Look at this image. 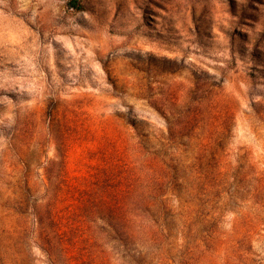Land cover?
Returning <instances> with one entry per match:
<instances>
[{"label":"rangeland","instance_id":"rangeland-1","mask_svg":"<svg viewBox=\"0 0 264 264\" xmlns=\"http://www.w3.org/2000/svg\"><path fill=\"white\" fill-rule=\"evenodd\" d=\"M77 1L0 0V264H52L36 211L59 128L85 137L72 174L138 133L166 177L158 239L99 220L73 264H264V0Z\"/></svg>","mask_w":264,"mask_h":264},{"label":"trees","instance_id":"trees-1","mask_svg":"<svg viewBox=\"0 0 264 264\" xmlns=\"http://www.w3.org/2000/svg\"><path fill=\"white\" fill-rule=\"evenodd\" d=\"M72 5L79 6L78 1L72 0ZM83 138L82 133L70 138L59 128L54 138L56 159L45 168L36 239L52 264H73L75 239L94 236L99 220L112 230L110 237L129 243L152 242L161 234L152 206L164 191L165 169L144 150L138 133L106 135L99 147L83 148L78 161L84 169L72 174L68 152L75 144L82 146ZM98 155L104 163L92 165Z\"/></svg>","mask_w":264,"mask_h":264}]
</instances>
